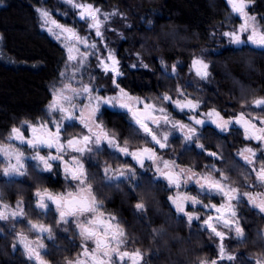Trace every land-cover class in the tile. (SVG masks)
<instances>
[{
  "label": "trees",
  "instance_id": "1",
  "mask_svg": "<svg viewBox=\"0 0 264 264\" xmlns=\"http://www.w3.org/2000/svg\"><path fill=\"white\" fill-rule=\"evenodd\" d=\"M86 2L100 10L119 13L113 16L114 22L105 31L108 47L115 49L123 62L131 65L140 58L147 65L143 68L137 63L139 68L128 71L129 80L124 82L128 89L149 96L159 104L163 103L160 99L163 93L177 97L178 87L196 96V90L186 79L190 76L193 58L201 57L209 63L212 77V84L203 89L206 106L217 109L225 117L245 112L251 118L261 112L253 101L264 98V48L234 47L222 41L218 51H213L216 46L211 32L231 13L226 0ZM55 4L53 0H0V143L7 142L13 126L46 119V107L52 99L48 85L63 72L66 53L57 40L42 30L37 9H55ZM250 10L264 24V0H254ZM161 59L167 67L176 64L177 73L170 75L171 71L161 65ZM119 124L112 125L113 132L124 138L127 129H121ZM206 131L207 139L219 142L240 138L238 133L229 137L214 129ZM137 139L142 142L139 134ZM177 142L172 156L184 165L207 171L206 165L214 163L241 190H248V183L255 182L249 175L251 169L237 157L236 143H215V152L222 159L212 160L194 147L186 151L185 143ZM4 166L0 163L3 201L23 199L32 206L34 191L46 188L49 179L34 168L26 169L24 179L8 178L3 176ZM89 179L99 201L124 225L132 239V248L148 254L151 264H200L201 260L216 258L218 239L198 225L189 226L187 219L178 216L171 206L168 208L161 183H153L150 177L144 176L135 190L126 182L116 187L118 182H105L96 166L90 169ZM141 199L146 205L142 216L135 212V204ZM240 206V222L247 242L232 238L227 246L237 259L222 264H255L257 259H264L261 238L264 216L244 203ZM10 237L5 230L0 233V264H33L21 250L13 251L14 242ZM55 252L53 247H48L44 258L53 261Z\"/></svg>",
  "mask_w": 264,
  "mask_h": 264
},
{
  "label": "snow or ice",
  "instance_id": "2",
  "mask_svg": "<svg viewBox=\"0 0 264 264\" xmlns=\"http://www.w3.org/2000/svg\"><path fill=\"white\" fill-rule=\"evenodd\" d=\"M251 2L252 0H227L231 10L237 13L243 22L237 30L226 31L222 35L230 38L231 43L241 45L246 42L242 39V35L248 33L247 42L264 48V30L257 18L247 11ZM66 3L78 10L79 20L86 22L87 28L94 33L97 39L81 36L75 26L67 27L57 23L51 18L52 13L48 9H37L42 26L61 40L67 48L65 71L61 73L64 82L52 89V102L48 105L46 119L37 120L35 123L24 121L20 127L13 126L7 142L0 143V157H2L0 163L5 165L2 169L3 176L11 178L26 175V163L31 160L36 162L34 167L39 172H52L54 167H62L65 180L75 182L70 184L65 192L55 193L44 188L43 190L37 189L34 193L35 207L40 210L41 216H46L53 210L51 206H54L55 224L57 226L74 224L78 231V236L81 238L79 245L81 252L77 259L68 260L67 264H147L139 249L130 252L125 247L128 243L126 233L117 217L106 213L102 201H99L94 194L85 163L95 166L90 162L105 151V146L111 149L112 153L131 157L142 169L145 167V160L152 161L156 166V175L152 178L153 183L162 178L167 181L169 187L175 189L187 188L190 182L199 188L196 195L178 192L175 196H169V200L176 212L187 218L189 226L193 221H200L201 216L187 210V205L191 204L193 207L199 205L201 210H208L206 218L201 223L206 231L218 238V254L215 259L201 260L200 264H221L224 260L236 261V256L229 252L224 244L228 233L233 232L235 233L234 239L247 242L236 209L246 198L253 208L264 213V193H241L239 188L232 186L228 181L223 168L217 167L214 163L206 165V173H198L193 168L181 166L175 160L163 159L158 152L169 147L170 133L165 131L161 135L157 129L163 121L165 125H171V128L181 132L186 151L194 147L200 150L201 155L206 154L214 160H221L222 156L219 152L209 151L204 144L200 143L202 134L197 126L202 128L211 123L220 132H226L230 131V125L236 124L243 129L244 138L256 141L259 150L264 152V98L253 101L254 107L260 108L261 112L251 118H249L250 114L241 112L236 117L226 119L214 108L206 113L200 112L201 101L190 98L180 87L176 89L177 98L164 93L160 97L161 101L167 102L181 112L187 110L188 113H194L187 115L190 123L175 120L167 108L145 103L139 98H135L137 106H133L128 103L133 98L117 82V78L123 75L120 71V61L116 53L108 47L104 36V32L109 30L104 27L105 24L111 16L119 13L116 11L101 13L99 8L86 0H66ZM50 25H54L59 31L54 32ZM100 45H103V48ZM91 58L97 60L96 66L105 74L111 73L112 84L119 90L118 94L103 95L101 90L93 84L94 73H89L88 81H84L85 72L91 67ZM160 63L167 70L163 59ZM132 67L136 65L133 64ZM191 67L197 77L207 81L210 76L209 63L201 57H194ZM176 73L177 65L173 64L170 75ZM141 104L143 107H139ZM105 106L124 109L130 113L132 122L144 134L145 146L131 150L127 140L121 143L115 133L106 129L97 119V114ZM77 123L82 131L64 139L67 130L74 128ZM25 132L28 135H25ZM21 146L30 149V154L26 155ZM44 149L48 151L44 152ZM69 153H75V155H69ZM86 154H88V161L84 160ZM238 155L246 164L252 166L256 180L261 187H264V156L259 158L261 167L257 169V149L245 147ZM124 163L126 165L127 162ZM103 173L106 182H136L130 185L133 190L140 187L138 182L140 178L134 167L113 169L105 162ZM115 186L119 187L120 184L116 183ZM248 187L254 188L256 185L250 184ZM200 193H206L208 196L218 195L222 198L221 202L217 204L210 201L205 204L200 198ZM135 209L138 213L146 211L143 199L135 204ZM212 211L215 215H212ZM26 215L23 201H18L16 208L11 209L3 202V194L0 193V221H7L9 218L23 220ZM218 225H222L228 231L220 230ZM27 226L30 232L36 233V238L31 240L20 232L17 233L18 243L24 249L29 261L33 264H46L44 239H55L53 225L33 222L29 219ZM14 229L15 224L11 230ZM61 230L67 231L68 229L62 228ZM2 232L3 229L0 228V233ZM261 238L264 239V234H261ZM89 242L92 247H89ZM15 250L16 245L14 244L13 251ZM255 264H264V259H257Z\"/></svg>",
  "mask_w": 264,
  "mask_h": 264
},
{
  "label": "flooded vegetation",
  "instance_id": "3",
  "mask_svg": "<svg viewBox=\"0 0 264 264\" xmlns=\"http://www.w3.org/2000/svg\"><path fill=\"white\" fill-rule=\"evenodd\" d=\"M251 11V10H250ZM252 13V12H251ZM109 25V24H108ZM78 26V25H76ZM79 27V26H78ZM105 28H107V23L104 26ZM81 32L82 29H80ZM106 32H104V36H105ZM83 35V34H82ZM105 38L107 39V37L105 36ZM103 48V45L102 47ZM117 56V59L120 61V71L123 73L122 76L117 78V82L120 84V87L124 88L125 91L133 98H147L151 103H155V101L151 98V97H145L143 95H139L137 92H134L133 90H130L127 88L126 84L128 82V71H131L133 68H130V64L123 62L119 56V53H117V51L115 49H112ZM90 64L91 67L88 68L85 72L84 75V81L87 82L88 78H89V73H94L95 74V80L93 81L94 86L98 87L103 95L106 96H111V95H116L119 93V90L116 89L113 84H112V79H111V73L105 74L100 68H95L93 69V67H95L97 64L96 59H91L90 60ZM180 78V77H179ZM182 79H185V77H182ZM73 84H75V82H73ZM181 88V87H180ZM184 88V87H183ZM186 93V92H185ZM164 94V93H163ZM162 94V95H163ZM168 94V93H167ZM170 95V94H169ZM186 95H188L190 98L192 99H198L195 95L192 94H188L186 93ZM173 98H177L175 96H172ZM132 99V100H133ZM132 100L128 101V103H130L131 105H133ZM203 104H201L200 109L202 111H208L210 110V108L208 106L205 105V103L203 102V100L201 101ZM153 103V104H154ZM157 103V102H156ZM159 104V103H157ZM134 106V105H133ZM164 106V105H162ZM168 109V111L172 109V105L166 103V105L164 106ZM199 109V111H200ZM212 109V108H211ZM187 112V110H185ZM178 115V114H177ZM179 117H181L182 115H178ZM238 116V115H237ZM182 118V117H181ZM228 118V117H227ZM97 119L100 120L103 124V126L108 129L110 132H113L112 129V125H116L117 123L120 124L118 125L121 129H127V131L125 132V136L124 138L121 136L122 134H118L115 133V135L117 136L118 140L123 143L125 140L128 141V146L131 150H135L136 148H140L145 146L144 145V134L143 132H140L136 125L132 122L131 120V114L128 113L126 110L124 109H120V108H111V107H107L105 106L104 108L101 109V112L97 114ZM183 119V118H182ZM207 128L210 129H214L216 130V132L220 133L221 135L224 136H229L232 137L233 135H235L236 133H238L240 136L239 139H234L229 141H220L219 140H210L206 138V134L207 133ZM82 131L81 126L79 125V123L76 124V126L74 128H69L64 136V139H68L74 135L79 134ZM169 132V131H168ZM202 134V139L200 140V143L204 144L205 147L209 150V151H214L215 149L214 147L216 146L215 143H236L235 145H238L239 148H241L242 146H246L252 143H257L256 141L253 140H247V141H243V136H244V132L243 129L240 127V125H236L234 127H231L230 131L226 132V133H222L219 131V129L213 127L212 125H205L202 129L201 132ZM138 134L141 136V141L139 143V140L137 139ZM25 135H28L27 132H25ZM127 138V139H126ZM181 143H184V140L182 138V136L180 135H175L173 136L171 139H169V147L166 149H161L158 152L162 155V157L165 160H175L178 164H180L183 167H190L188 165H184L183 163H181V161H179L177 158L172 156V149H173V145L174 143H178L177 141H179ZM150 146V145H149ZM22 148H24L25 154L28 155L30 154V149H27L26 146H21ZM196 149V148H195ZM198 152L200 153L199 149ZM44 152H47L48 149H44ZM43 154V153H42ZM69 155H75V153H69ZM160 155V156H161ZM206 155V154H205ZM206 157H209L206 155ZM238 159L247 167H249V169L252 168V166L246 164L244 162L243 159H241L239 156H237ZM212 160H214L212 157H209ZM85 161H88V155L87 157H84ZM127 162L126 165L124 162ZM107 162L108 164H110L112 166L113 169L116 168H120V167H134L137 171V176L140 178L138 182H140L141 178H143L144 176L150 177L151 179L156 175L155 171H154V166L152 161L149 160H145V167L142 169L140 168V166L136 163L135 160H133L131 157H125V156H121L119 153H112L111 149H108L105 146V151L100 154L99 156H96L90 163L94 164L98 169H100V173L101 176L104 178V173H103V165L104 163ZM35 161H27L26 163V169L29 168H34L35 171H37V173L39 175H43L46 178L49 179V183H47V189H49L52 192L55 193H61V192H65L70 184H74L75 182H71V181H66L65 177H64V172H63V168L59 167L56 168L54 167L52 172H39L35 167ZM85 168L87 170V176L89 179V172L90 169H92V166H90L89 163H85ZM192 168V167H190ZM198 173H204V171H198L195 170ZM252 171V170H251ZM249 175H252L256 180V174L253 173H249ZM26 175L23 176H15V177H11V178H15V179H24ZM10 178V177H8ZM90 181V179H89ZM105 181V179H104ZM157 182L161 183V185L163 186V194L165 197V200L169 203L168 208H170V206L173 208V210L175 211V213L182 217L187 219L186 217H184L181 213H177L175 210V207L172 205L171 201L169 200V196H172L175 192L177 191H183L184 192H188L191 195H196L199 192V188L197 186H195L194 184H190L189 187L181 189L183 187H181L180 189H175L172 187H169L167 184V181L163 180V179H159L156 180ZM106 182V181H105ZM126 182L125 184H128L129 186L131 184H134L136 182H127V181H122V182H118V183H123ZM255 182L253 181V185H255ZM93 192L97 197L96 194V189L93 187ZM40 190H43L44 188H39ZM37 190V189H36ZM241 190V189H240ZM243 191V190H242ZM245 191V190H244ZM35 193V191H34ZM32 195V201H33V207L29 206V204L27 205L25 203V201L23 199H15L14 201H3L4 203L8 204L10 206L11 209H15L17 206V202L18 201H23V208H24V212L27 214L26 217L23 220H19V218H17V220H13L11 218H9V220L7 221H0V228L3 229V232L5 230V232H7V234L12 237L11 240L14 242V244L16 245V250H21L22 252H24V249L19 245L18 240H17V233L23 232L29 239L34 240L36 238V233L30 232L28 230V226H27V221L29 219H31L33 222H38V223H45V224H51L53 225V231L55 233V239L54 240H48V239H44V243L46 245V249L45 251L48 249V247H53L55 249V254L52 255V259L53 261L49 262L46 260V264H67L68 260H75L77 259V257L79 256L80 252H81V248L79 247V245L81 244V238L78 236V231L75 227L74 224H69V225H61V226H57L55 224L56 221V213L54 211V206L52 207V211L49 212L46 216H41L40 215V210L37 209L35 207V195ZM200 198L203 200V202L205 204H208L210 201L212 203H217L219 204L221 202V197H216V196H208V194L206 193H200ZM98 199V198H97ZM99 200V199H98ZM103 203V202H102ZM246 204L247 206H249L250 204L248 202H241ZM251 206V205H250ZM32 207V208H31ZM252 207V206H251ZM187 210H190L192 212L198 213L201 216V220L200 221H193L192 224L194 225H198L199 227L204 228V226L202 225L201 221L203 219L206 218L207 214H208V210H201L200 206L197 205L195 207H193L191 204L187 205ZM103 209L106 211V213H110L112 214L109 209L108 206L103 203ZM239 209L241 210V206L239 204ZM255 209V208H254ZM258 212L259 210L256 209ZM35 211V217H33V213ZM37 212V214H36ZM136 214H140L141 216L143 215V213H138L137 210L135 209ZM260 213V212H259ZM264 216V213H260ZM115 215V214H113ZM212 215H215V212L212 211ZM118 219V221L121 223L126 236H127V245L125 246L127 248L128 251H134V249L132 248V239L128 236V232L127 230H125L124 225L122 224V222L120 221L119 217L117 215H115ZM19 221V222H18ZM241 223V222H240ZM15 224V229H12V226ZM219 227L222 225H218ZM62 228H67V231H62ZM12 234V235H11ZM230 235H232L234 237L235 233H230ZM218 239V238H217ZM89 247H92L91 242H89ZM59 251V252H57ZM143 255H144V260L147 262V264H151V258L148 254L140 251ZM25 253V252H24Z\"/></svg>",
  "mask_w": 264,
  "mask_h": 264
},
{
  "label": "rangeland",
  "instance_id": "4",
  "mask_svg": "<svg viewBox=\"0 0 264 264\" xmlns=\"http://www.w3.org/2000/svg\"><path fill=\"white\" fill-rule=\"evenodd\" d=\"M227 1V0H226ZM53 2H55L56 4H55V6L57 7V8H55V9H50V8H46V9H48L51 13H52V19H54V20H56V22L57 23H59V24H61V25H64V26H67V27H73V26H75V28H76V30L79 32V34L81 35V36H89V37H91L92 39H97V38H95V36H94V33L93 32H91L88 28H87V26H86V22L85 21H81V20H79V17H78V10L77 9H74V8H72L68 3H66V0H53ZM228 4V3H227ZM229 5V4H228ZM253 5H254V0H252V2L251 3H249V5H248V8H247V11L249 12V14L250 15H254L256 18H257V21L261 24V26H262V30H264V24L262 23V21L258 18L259 16H258V14H253V13H251V11H250V9H251V7H253ZM229 7L231 8V6L229 5ZM44 9V8H43ZM101 11V13H111V12H108V11H103V10H100ZM40 16V15H39ZM41 19V18H40ZM114 22V17L113 16H111L110 17V19H109V21L107 22V27H108V24L109 23H113ZM243 21H242V19L239 17V15L237 14V13H235V12H233L232 10H231V13H230V15L226 18V20L225 21H223L221 24H219L215 29H213V31L211 32V35H212V40L214 41V45L216 46L214 49H213V51L214 52H216V51H218V49H219V46L222 44L221 42L222 41H225V44H230V45H232V46H234V47H240V46H244V45H248V46H251V47H254V48H256V49H263L262 47H258V46H255V45H253V44H251L250 42H247V35H248V33H244L243 35H242V39H244L246 42L244 43V44H241V45H236V44H233V43H231L230 42V38H228V37H224L223 35H222V33L223 32H226V31H234V30H237L238 28H239V26H240V24L242 23ZM41 25H42V22H41ZM76 25H78V26H76ZM51 27H53V31L54 32H58L59 30L58 29H56L55 28V26L54 25H50ZM80 29H82V31L83 32H81L80 31ZM114 29H117V28H114L113 27V30ZM42 30L43 31H45L50 37H52V38H54L55 40H57L58 42H59V44L64 48V50H65V53H66V57H67V48L64 46V43H62L61 42V40H58L57 38H56V36L55 35H53V34H50L47 30H46V27H44V26H42ZM83 34V35H82ZM61 39H63V38H61ZM65 43H67V41H65ZM91 59H93V58H91ZM90 59V60H91ZM139 59L140 58H138V64H139V66L140 67H143V68H146V67H144V65H146L143 61H139ZM91 62V61H90ZM96 62H97V60H96ZM136 62H134L133 64H136V65H138ZM133 64H131V66H130V68H139V67H132V65ZM95 65H97V64H95ZM95 68H97V66H95V67H93V69H95ZM167 70H170L171 71V68L170 67H167ZM65 71V66H64V69H63V72ZM208 71H209V69H208ZM189 77L186 79L187 81H186V83H188L190 86H192L195 90H196V97L200 100V101H202L203 100V96H204V91H203V89L204 88H206L208 85H211L212 84V77L211 76H209L208 77V79H207V81H204V80H201L199 77H197L196 75H195V72L192 70V67H191V69H189ZM64 82V78L63 77H61V75L57 78V79H54V80H52L50 83H49V85H48V87H49V89H50V91H51V94L53 95V93H52V89H53V87L54 86H57V87H59L62 83ZM74 82V81H73ZM185 87V86H184ZM185 89V88H184ZM188 93V92H187ZM189 95H190V93H188ZM193 95V94H192ZM195 95V94H194ZM199 97H202L201 99L199 98ZM141 101H143V102H145V103H150V104H153V103H151L147 98H141L140 99ZM52 102V99H51V101L49 102V104ZM132 102H133V105L134 106H137L136 105V99H133L132 100ZM163 102V101H162ZM166 103L167 102H163V103H161V104H157L156 102L154 103V104H156L157 106H162V105H166ZM48 104V105H49ZM201 104H203L202 102H201ZM48 105H47V107H46V112H47V108H48ZM254 105V104H253ZM163 106V107H164ZM139 107H143V105L141 104V105H139ZM201 107V106H200ZM166 108V107H165ZM202 109V108H201ZM200 109V112H202V113H206V112H208V111H210L211 110V108H210V110H208V111H202ZM213 109V108H212ZM215 109V108H214ZM217 110V109H216ZM218 111V110H217ZM169 113H170V115H171V117L173 118V119H175V120H183L185 123H190V121H188L187 120V115H190V114H194V113H188V112H186V111H184V112H181L180 110H178V109H176L175 107H173L172 106V109H171V111L169 110ZM182 115L181 117L183 118H181V117H179L178 115ZM157 115H159V113H157ZM222 115V114H221ZM222 116H224V115H222ZM225 117V116H224ZM47 118V117H46ZM226 119H227V117H225ZM229 118V117H228ZM204 119H207V117H204ZM206 125H212L213 127H215V125H213V124H211V123H208V124H206ZM235 126V124H232V125H230V129H231V127H234ZM197 128L199 129V131L201 132V129L203 128H201L200 126H197ZM216 128V127H215ZM165 131H169V139H171L173 136H175V135H180V136H182V134H181V132L180 131H178L177 129H173V128H171V125H165L164 123H163V121H161V125H160V128L159 129H157V132L158 133H160L161 135L165 132ZM226 132H228V131H226ZM226 132H222V133H226ZM243 141H247L245 138H244V136H243ZM250 141V140H249ZM245 147H252V148H254V149H257V160H256V167H257V169H259V167H261V163H260V157L261 156H264V152H261L260 150H259V145L257 144V143H252V144H249V145H246V146H242L241 148H239V149H237L236 150V154H237V156H239L238 155V153L240 152V151H242ZM87 155L88 154H86L85 156L87 157ZM161 154L159 153V156H160ZM246 155H247V153H246ZM162 156V155H161ZM240 157V156H239ZM165 158V157H164ZM163 158V159H164ZM241 158V157H240ZM242 159V158H241ZM153 166H154V171H155V165L153 164ZM161 167H162V165H161ZM185 168H188V167H185ZM251 170H252V168H251ZM207 171H204V173H206ZM254 173V172H253ZM162 179V178H161ZM191 184V182L188 184V186L187 187H189V185ZM232 184V183H231ZM253 185L254 183L253 182H249L248 183V185ZM195 185V184H194ZM255 185H256V187H254V188H249L248 190H240V192L241 193H243V192H253V193H257V192H260V193H264V187H261L260 185H259V183H258V181H256L255 182ZM258 185V186H257ZM195 186H197V185H195ZM232 186H234V187H237V186H235L234 184H232ZM198 187V186H197ZM238 188V187H237ZM181 189H184V187L183 188H181ZM183 193V191H177V192H175L172 196H175L177 193ZM214 196H216V197H220V196H218V195H214ZM244 202H248L247 201V199L246 198H244V200H243ZM235 203V202H234ZM250 206V205H249ZM187 207V206H186ZM236 211H237V215H238V217H239V219H240V209H239V205H238V207H237V209H236ZM220 230H223V231H225V232H227L228 230L227 229H224L222 226H217ZM262 232H263V234H264V228L262 229ZM235 236V235H234ZM216 238V237H215ZM232 238H233V236L232 235H230V233H228V236L226 237V239L224 240V244H225V246H226V248H227V250L229 251V252H231L229 249H228V243L229 242H231V240H232ZM232 253V252H231ZM233 255H235V253H232ZM224 262H229V261H227V260H224V261H222L221 262V264L222 263H224Z\"/></svg>",
  "mask_w": 264,
  "mask_h": 264
}]
</instances>
